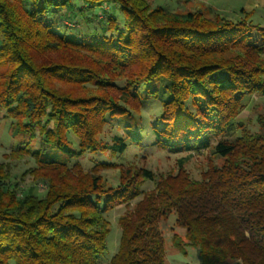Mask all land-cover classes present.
<instances>
[{
    "label": "trees",
    "instance_id": "trees-1",
    "mask_svg": "<svg viewBox=\"0 0 264 264\" xmlns=\"http://www.w3.org/2000/svg\"><path fill=\"white\" fill-rule=\"evenodd\" d=\"M150 6L0 0V109L11 137L39 139L38 148L19 142L14 152L33 158L29 174L46 183L40 197L18 195L0 177V264H99L104 215L132 202L106 264H167L159 223L169 217L184 230V243L173 235L174 247L195 250L199 264H264V113L256 131L237 122L249 97H264V28L210 9ZM77 18L88 29L97 20L100 32L64 24ZM147 101L157 113L144 126L134 114ZM146 137L158 150L208 151L222 162L198 180L180 170L157 179L143 167H119L115 189L95 174L115 166L106 157ZM98 152L89 170L71 163Z\"/></svg>",
    "mask_w": 264,
    "mask_h": 264
},
{
    "label": "rangeland",
    "instance_id": "rangeland-1",
    "mask_svg": "<svg viewBox=\"0 0 264 264\" xmlns=\"http://www.w3.org/2000/svg\"><path fill=\"white\" fill-rule=\"evenodd\" d=\"M151 4L150 8L161 7L167 11H174L177 14H184L186 12L205 11L210 13H218L225 18L232 20H245L252 25H259L264 28V0H148ZM111 13L114 14L116 19H121L119 12L114 7ZM110 8L107 5H103V11L109 13ZM109 16V15H108ZM93 18V17H92ZM103 18V19H102ZM100 20H104V16L100 17ZM66 23V24H65ZM64 24L69 29L78 28L83 35H88L92 31H99V24L97 20H93L90 29L85 26L79 18L73 23L65 22ZM253 38H259L257 32H253ZM70 86V85H69ZM59 87V85H58ZM68 86H64L63 89H68ZM143 109V113L134 114L137 120L140 118L142 125L146 126L147 121L151 120L152 116L157 113L154 105H148ZM148 106V107H147ZM259 113H264V97L252 96L246 100L242 111L237 117V122L242 123L250 131H256V116ZM4 111L0 109V177L5 179L4 185H7L11 190L18 195L28 194L40 197L44 195L46 189V183L39 179H34L29 171L36 167V163L33 158H30L26 154H17L14 152L16 144L19 142H28L29 145H33V149L38 148L39 139L31 140L25 137L22 141L20 139H14L11 137L8 131L10 120L4 118ZM139 116V117H138ZM110 124V123H109ZM112 124V123H111ZM114 128L107 127L102 132L100 138L102 140H108L114 133ZM69 140L75 144V140L69 136ZM106 142V141H105ZM152 138L146 137L141 147L129 146L125 152L117 157L109 158L115 166L107 167V169L96 172L97 176H100L101 181L105 182L111 188H114L118 184V177L120 175V169L127 168L129 166L137 168L149 169L154 176L158 179L166 177L168 175H175L178 171H184L188 177L198 180L202 173L212 165H219L222 161L215 158L210 152H203L200 154L193 153H168L166 151L158 150L152 146ZM103 155L98 152L96 154L86 153L78 158L71 160V163L79 162L85 170H89L95 164L97 158L100 159ZM105 157L103 160H107ZM102 159V158H101ZM121 165V166H120ZM121 168V169H122ZM3 170V172H2ZM91 172V171H90ZM145 190H150L152 185L145 182L142 186ZM139 200H136V203ZM135 202H132L129 206L126 204H118L113 206L107 214L104 215L105 220L108 222L107 227L109 233L106 238V250L102 256L99 257V264H106L113 253L117 249V244L120 236V224L119 219L127 217L132 214ZM159 230L162 233L163 239V252L165 262L167 264H199L195 254V250L183 246L185 254L179 252L172 242L173 235H178L181 243H184V230L174 225V218L169 217L165 221L159 223Z\"/></svg>",
    "mask_w": 264,
    "mask_h": 264
}]
</instances>
